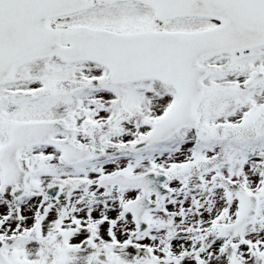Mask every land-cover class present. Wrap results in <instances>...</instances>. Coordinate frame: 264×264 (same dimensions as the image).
I'll return each instance as SVG.
<instances>
[{
    "label": "snow or ice",
    "instance_id": "6c2138e0",
    "mask_svg": "<svg viewBox=\"0 0 264 264\" xmlns=\"http://www.w3.org/2000/svg\"><path fill=\"white\" fill-rule=\"evenodd\" d=\"M0 264H264V0H0Z\"/></svg>",
    "mask_w": 264,
    "mask_h": 264
}]
</instances>
